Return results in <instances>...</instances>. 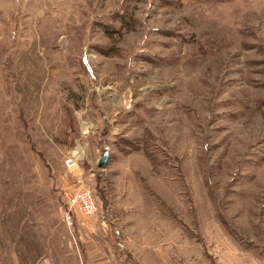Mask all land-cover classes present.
Listing matches in <instances>:
<instances>
[{
    "label": "rangeland",
    "instance_id": "1",
    "mask_svg": "<svg viewBox=\"0 0 264 264\" xmlns=\"http://www.w3.org/2000/svg\"><path fill=\"white\" fill-rule=\"evenodd\" d=\"M0 264H264V0H0Z\"/></svg>",
    "mask_w": 264,
    "mask_h": 264
},
{
    "label": "built area",
    "instance_id": "2",
    "mask_svg": "<svg viewBox=\"0 0 264 264\" xmlns=\"http://www.w3.org/2000/svg\"><path fill=\"white\" fill-rule=\"evenodd\" d=\"M80 152L79 144H76L72 152L67 156L65 160V166L67 170L74 171L79 168L82 161V152ZM83 183V181H80ZM65 203L67 206L73 208L77 203H81V208L86 215L92 216L97 212L95 199L90 191L84 190L76 197L65 196ZM71 211V210H70ZM71 216H67L68 223L71 224Z\"/></svg>",
    "mask_w": 264,
    "mask_h": 264
},
{
    "label": "water",
    "instance_id": "3",
    "mask_svg": "<svg viewBox=\"0 0 264 264\" xmlns=\"http://www.w3.org/2000/svg\"><path fill=\"white\" fill-rule=\"evenodd\" d=\"M107 158H108V153H104L103 158L101 159L100 163H99V167L100 168H105L106 167V162H107Z\"/></svg>",
    "mask_w": 264,
    "mask_h": 264
}]
</instances>
